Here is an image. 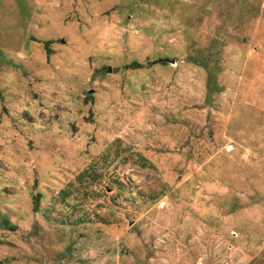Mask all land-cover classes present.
<instances>
[{
  "label": "rangeland",
  "instance_id": "1",
  "mask_svg": "<svg viewBox=\"0 0 264 264\" xmlns=\"http://www.w3.org/2000/svg\"><path fill=\"white\" fill-rule=\"evenodd\" d=\"M0 264H264V0H0Z\"/></svg>",
  "mask_w": 264,
  "mask_h": 264
},
{
  "label": "trees",
  "instance_id": "2",
  "mask_svg": "<svg viewBox=\"0 0 264 264\" xmlns=\"http://www.w3.org/2000/svg\"><path fill=\"white\" fill-rule=\"evenodd\" d=\"M127 65H128V67H131V68H138V67L141 66V64L136 62V61H133L130 64H127Z\"/></svg>",
  "mask_w": 264,
  "mask_h": 264
},
{
  "label": "water",
  "instance_id": "3",
  "mask_svg": "<svg viewBox=\"0 0 264 264\" xmlns=\"http://www.w3.org/2000/svg\"><path fill=\"white\" fill-rule=\"evenodd\" d=\"M61 41L63 42V40H61ZM160 60H162V59H159V61H160ZM171 62L173 63V62H174V60H171ZM108 70H110V68H109V67H108Z\"/></svg>",
  "mask_w": 264,
  "mask_h": 264
}]
</instances>
